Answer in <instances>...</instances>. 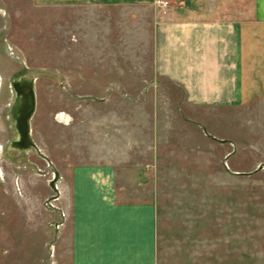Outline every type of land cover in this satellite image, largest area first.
I'll use <instances>...</instances> for the list:
<instances>
[{"label": "rangeland", "instance_id": "obj_1", "mask_svg": "<svg viewBox=\"0 0 264 264\" xmlns=\"http://www.w3.org/2000/svg\"><path fill=\"white\" fill-rule=\"evenodd\" d=\"M155 12L0 0V264H71L83 164L113 166L124 205L153 206L154 264H264V97L187 101L154 70ZM16 106L33 107L19 152Z\"/></svg>", "mask_w": 264, "mask_h": 264}, {"label": "crops", "instance_id": "obj_2", "mask_svg": "<svg viewBox=\"0 0 264 264\" xmlns=\"http://www.w3.org/2000/svg\"><path fill=\"white\" fill-rule=\"evenodd\" d=\"M156 1L34 0L41 7L151 5L154 70L187 101L224 106L264 97V0H164L163 8ZM12 111L5 146L25 151L26 142L35 146L33 107L22 129ZM70 211L71 264H154V208L119 202L113 166L72 168Z\"/></svg>", "mask_w": 264, "mask_h": 264}, {"label": "flooded vegetation", "instance_id": "obj_3", "mask_svg": "<svg viewBox=\"0 0 264 264\" xmlns=\"http://www.w3.org/2000/svg\"><path fill=\"white\" fill-rule=\"evenodd\" d=\"M30 89L29 88H23L22 89V96H27L29 93H30ZM16 109V112H18V106L15 107ZM29 111H30V107L22 114H18L16 115V121H17V126L18 128L22 129L23 125L25 124V117L29 114ZM18 143L21 145V144H24V140L23 139H19L18 140Z\"/></svg>", "mask_w": 264, "mask_h": 264}, {"label": "built area", "instance_id": "obj_4", "mask_svg": "<svg viewBox=\"0 0 264 264\" xmlns=\"http://www.w3.org/2000/svg\"><path fill=\"white\" fill-rule=\"evenodd\" d=\"M157 4L161 5V6H166L167 2L164 0H157Z\"/></svg>", "mask_w": 264, "mask_h": 264}, {"label": "water", "instance_id": "obj_5", "mask_svg": "<svg viewBox=\"0 0 264 264\" xmlns=\"http://www.w3.org/2000/svg\"><path fill=\"white\" fill-rule=\"evenodd\" d=\"M263 167H264V165L261 164V165H260V168H263Z\"/></svg>", "mask_w": 264, "mask_h": 264}]
</instances>
